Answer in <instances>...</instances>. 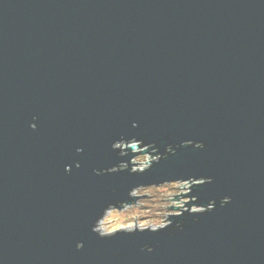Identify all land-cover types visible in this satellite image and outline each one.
Wrapping results in <instances>:
<instances>
[{"label":"water","instance_id":"obj_1","mask_svg":"<svg viewBox=\"0 0 264 264\" xmlns=\"http://www.w3.org/2000/svg\"><path fill=\"white\" fill-rule=\"evenodd\" d=\"M189 178L211 182L183 206L213 209L92 232L132 187ZM0 264H264V0H0Z\"/></svg>","mask_w":264,"mask_h":264},{"label":"clouds","instance_id":"obj_2","mask_svg":"<svg viewBox=\"0 0 264 264\" xmlns=\"http://www.w3.org/2000/svg\"><path fill=\"white\" fill-rule=\"evenodd\" d=\"M35 123L31 124L30 127L32 129H35L33 127ZM36 125V124H35ZM135 126V125H134ZM188 142H192L191 145L194 144L196 148H203L204 145L201 142H193L191 140L186 141L185 143L188 144ZM149 144L145 145L142 140H137L136 138H131V139H120L114 143H112L111 147L114 151H117L118 156L124 157L129 155V150H134L137 152H145L147 149V146ZM152 145V144H151ZM82 149H77V152H81ZM166 154H171L175 152V149L171 146L168 145L166 146L165 149ZM153 155L156 157V159H153ZM161 155L158 152V149L154 148L153 152H149L146 155H143L139 157V159L131 158V167L122 169L121 165L125 164L127 162L121 161L117 165L113 166L112 168L108 169L109 172L111 173H116L119 171L127 170L129 171L130 174H143L144 172L150 170L153 166L154 163L158 162L161 160ZM184 181V184L181 185L182 188L188 189L191 185V183L198 182L201 180H205L207 182H211L210 179L206 180L204 178L196 179V178H189V179H178ZM168 181H165L163 183H166ZM115 191V190H113ZM137 186L132 187L129 192L128 196H134L137 195ZM230 200L229 197H225L222 201L221 204H226ZM117 201L116 203H118ZM115 203V204H116ZM115 204H109L107 207H105L102 211V214L97 217V219L94 221L92 225V232L97 234L100 238H109L114 236L115 233L117 232H123L126 234H132L136 231L144 232L145 230H150L151 232H156L158 230H163L168 227V221H167V213L166 212H161L157 214V218L145 221V222H140V223H135V222H125L126 217L119 215L117 213H114L112 211V208ZM184 202L181 201L177 204V207L182 209L183 211H187L189 213H200L202 209L204 208H209L210 210L213 209V205H215V202H209L206 207L204 206H197L193 205L190 207L191 211H189V208H185ZM133 216L135 213L132 214ZM139 229V230H137ZM77 249H81L83 247L82 244H77ZM151 251V249H148Z\"/></svg>","mask_w":264,"mask_h":264},{"label":"rangeland","instance_id":"obj_3","mask_svg":"<svg viewBox=\"0 0 264 264\" xmlns=\"http://www.w3.org/2000/svg\"><path fill=\"white\" fill-rule=\"evenodd\" d=\"M143 155L135 156L133 158L139 159V157ZM182 184H184V182L137 188V195L144 196H140L133 205H126L121 210L113 208L112 211L126 217L127 219L125 222H134L135 220V223H140L149 221L157 218V214L161 212H166L168 217L169 213L178 212L170 209L171 207H167L168 205L177 206L179 202H184L186 200L183 197H180L181 195H178V193H185L187 191V189L181 187ZM174 195H178L176 196L177 200L170 199L174 198ZM133 213H135L134 216L132 215Z\"/></svg>","mask_w":264,"mask_h":264},{"label":"snow or ice","instance_id":"obj_4","mask_svg":"<svg viewBox=\"0 0 264 264\" xmlns=\"http://www.w3.org/2000/svg\"><path fill=\"white\" fill-rule=\"evenodd\" d=\"M33 127L35 128V127H36V125L34 124V125H33Z\"/></svg>","mask_w":264,"mask_h":264},{"label":"built area","instance_id":"obj_5","mask_svg":"<svg viewBox=\"0 0 264 264\" xmlns=\"http://www.w3.org/2000/svg\"><path fill=\"white\" fill-rule=\"evenodd\" d=\"M185 207V206H184Z\"/></svg>","mask_w":264,"mask_h":264}]
</instances>
